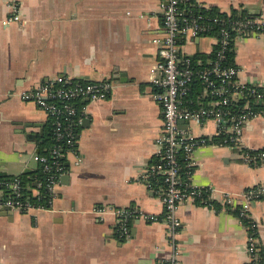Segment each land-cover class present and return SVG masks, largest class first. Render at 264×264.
<instances>
[{"label": "crops", "instance_id": "crops-1", "mask_svg": "<svg viewBox=\"0 0 264 264\" xmlns=\"http://www.w3.org/2000/svg\"><path fill=\"white\" fill-rule=\"evenodd\" d=\"M161 5L162 0H0V173L5 174L0 178L35 172L40 166L33 157L49 148L50 119L24 99L25 90L60 75L112 86L103 101L77 102L76 147L65 155V172L46 209L0 208V264H165L172 255L159 191L144 177L163 133L162 106L152 98L149 82L150 66L161 60L156 42L164 36ZM13 6L19 20L6 25ZM191 7L225 18L245 10L264 16V0L182 4L184 11ZM216 37L217 32L180 36L178 52L191 59L212 56ZM231 50L238 82L264 85V34L240 38ZM192 89V100H210L199 83ZM179 127L194 137H212L216 130L212 122L183 120ZM242 145L264 149V115L244 124ZM193 156L188 180L209 189L211 195L201 193L212 205L195 200L179 205L178 264H251L252 235L234 209L241 207L246 189L264 188V164H246L225 145L199 147ZM6 196L0 189V198ZM111 208L140 211L125 222L128 239L120 238L114 214L96 212ZM247 218L264 253V197L250 202Z\"/></svg>", "mask_w": 264, "mask_h": 264}, {"label": "built area", "instance_id": "built-area-1", "mask_svg": "<svg viewBox=\"0 0 264 264\" xmlns=\"http://www.w3.org/2000/svg\"><path fill=\"white\" fill-rule=\"evenodd\" d=\"M187 1L162 0L161 20L164 36L160 41L156 40L160 47L161 60L150 66L149 73V82L155 88L152 98L162 106L163 133L156 140L158 149L155 162L149 165L144 177L147 180L159 178L163 185L159 190V196L164 208L167 235L174 247L165 264H178L175 240L181 225L177 217L179 205L186 200H195L203 190L211 195L209 189L195 187L190 184V180L184 182L180 173V161L185 167L193 169L195 167L193 154L197 148L225 145L239 151L242 161L246 164H264V149L247 150L242 145L244 124L261 114L252 107L264 103V85L240 84L236 79L237 69L225 64L226 53L236 40L264 34V16L245 10V16L241 19L214 18L212 22L219 25L215 56L206 62L197 61L194 64L191 58L180 55L177 39L180 36L206 34L211 28L206 22H201V15L190 18L183 15L182 4ZM12 10V16L4 21L6 25L19 20L17 6H13ZM194 83L200 84L203 97H209V101L203 103L200 99H191ZM111 89L110 82L106 80L83 82L60 75L23 92L24 99L34 102L48 116L51 125L52 144L46 154H37L33 157L45 175L44 182L36 183L34 188L36 194H32L38 201L39 189L45 188L49 196L47 203L52 202L56 196L55 187L66 169L65 155L73 152L76 147L81 123L77 102L103 101L110 95ZM239 102L241 105H238ZM191 104H195L196 108H191ZM183 120L212 122L216 129L215 135L194 137L180 129L179 122ZM215 138L220 141L215 143ZM190 175L189 171V177ZM5 189L8 195L0 198V208L23 212L46 209L47 205L35 206L32 202L23 200V188L17 177L6 183ZM263 197L264 188L246 189L242 195L240 215L248 217L250 202ZM226 202L231 203L229 199H226ZM96 212L100 217L114 214L117 220L116 230L120 238L124 239L129 238L126 220L140 213L138 209L129 208L99 209ZM148 220L156 221L157 218L149 216ZM247 250L251 264H261L259 248L253 236L248 238Z\"/></svg>", "mask_w": 264, "mask_h": 264}, {"label": "trees", "instance_id": "trees-1", "mask_svg": "<svg viewBox=\"0 0 264 264\" xmlns=\"http://www.w3.org/2000/svg\"><path fill=\"white\" fill-rule=\"evenodd\" d=\"M186 9V8H185ZM190 10L188 11H184L183 8H182V13L184 16L190 18L192 15L193 17L196 15V16H199L201 15V22H206V24H208L211 28V30L207 33L209 34H213L215 35V33L217 32V30L219 29V25L218 24H215V23H212V19L217 17V18H225L224 16L222 15H215V12L213 10H204L202 8H197V7H191V8H188ZM245 16V11H239V12H233L232 13V19H241ZM215 51H216V48L214 50V53L213 55L211 56H206V55H202V54H197V55H194V57L192 58V62L195 64L198 60H201V61H206L208 59H213L214 56H215ZM233 56H234V52L233 50L230 49V51H228L226 53V62L225 64L228 65V66H234L233 64ZM196 83H194L195 85ZM193 85V86H194ZM198 85H196L195 87H197ZM194 87V88H195ZM193 88V89H194ZM193 89H192V92H193ZM191 97V96H190ZM249 100V99H248ZM238 105H241V103L239 102ZM252 109L254 111H256L257 113H261L262 115H264V103H259V104H256V105H253ZM50 126V129H51V125ZM49 145L48 147L52 144V138H51V133H50V137H49ZM220 140L219 139H216L214 140L215 143H218ZM43 154H46V152H44ZM154 161H152V163H154ZM180 164H181V176H182V179L184 180V182H187L188 178H189V171L191 173V171H193V169H190V168H187L185 167V164L180 161ZM44 177L45 175L43 174V172L41 171V168H39L38 170H36L35 172H32V173H29V174H23L21 176H19V180H20V184L22 186V192H23V200H28L30 202H32L35 206H38V205H47V201L49 200V196L46 192V189L45 188H41L39 189L40 190V193H39V201H38V198L37 197H34L30 190L31 188H35L36 186V183H39V182H44ZM16 177H12V176H6L4 178H0V189H5V184L6 183H9L11 181H13ZM153 182H154V187L159 191L161 190V188H163V185L161 184V179L159 178H155L153 179ZM5 194L8 195V192L5 191ZM41 197V198H40ZM206 198V201L205 202H201V199H205ZM196 202H199V203H207V204H210V206L212 205V203L210 201H208L207 199V194L206 193H201V195L199 197H197L195 199ZM213 207H215L216 209H218V206L214 205L213 204ZM236 212V215L240 217L242 223L247 226L249 228V234L254 236L255 235V232L253 231V229L251 228V221L249 218L247 217H242L240 215L241 213V207H237L234 209ZM259 256L261 258V261L263 260L264 258V253L263 251L259 253ZM260 261V263L262 264V262Z\"/></svg>", "mask_w": 264, "mask_h": 264}, {"label": "water", "instance_id": "water-1", "mask_svg": "<svg viewBox=\"0 0 264 264\" xmlns=\"http://www.w3.org/2000/svg\"><path fill=\"white\" fill-rule=\"evenodd\" d=\"M3 176H5V174L1 172V173H0V177H3ZM3 210H5V211H9V209H8V208H5V207L3 208Z\"/></svg>", "mask_w": 264, "mask_h": 264}]
</instances>
